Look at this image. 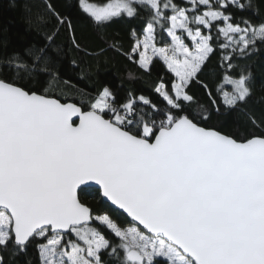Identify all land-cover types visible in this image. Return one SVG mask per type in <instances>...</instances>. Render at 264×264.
<instances>
[{"label": "snow or ice", "instance_id": "1", "mask_svg": "<svg viewBox=\"0 0 264 264\" xmlns=\"http://www.w3.org/2000/svg\"><path fill=\"white\" fill-rule=\"evenodd\" d=\"M69 6L98 31L139 18L129 48L115 50L148 75L161 61L170 79L152 86L156 101L107 84L81 90L79 103L53 98L59 30L89 53L73 16L40 0L29 23L41 42L0 55V264H264V98L249 107L256 81L245 63L264 48L256 0ZM217 52L209 85L200 74ZM45 78L43 91L32 87ZM241 111L243 137L211 124Z\"/></svg>", "mask_w": 264, "mask_h": 264}, {"label": "trees", "instance_id": "2", "mask_svg": "<svg viewBox=\"0 0 264 264\" xmlns=\"http://www.w3.org/2000/svg\"><path fill=\"white\" fill-rule=\"evenodd\" d=\"M40 0H0V55L5 53L23 52L28 45L41 42L43 32L33 25H30V17L34 18L39 9ZM72 0H51L54 7L65 14L73 16L75 35L83 52H78L72 45L65 29L61 28L56 36V45L62 51L60 62L56 67L59 69L60 77L49 94L62 102L71 100L79 103L80 92H92L102 84L109 85L118 95L123 98L128 91H135L137 94H144L153 101L157 100L152 86L160 78L170 79L165 66L161 61L154 62L150 75L144 74L129 62L126 57L119 54L115 48L128 49L131 40L132 28L139 31L142 28V21L137 19H124L111 24L103 31H98L85 18H80L75 8L70 7ZM260 11L264 12V0H256ZM257 9H253L256 13ZM54 21H49L51 28ZM57 49L54 48L53 51ZM75 60L76 64L72 61ZM220 63L219 52L212 55L200 74V80L213 85V78ZM251 65L255 77V91L249 107H260L259 101L264 98V48L259 53L245 61ZM87 74V75H85ZM129 74L136 77L129 78ZM47 86L45 78L41 83L33 81L32 87L43 91ZM191 94L202 103H207V95L200 84L193 82ZM211 124L224 133L232 134L237 138L247 135L250 131L244 111L232 113L228 116L213 117ZM88 203L93 207L98 202L88 198ZM120 221L124 224L125 217L121 216ZM127 226V225H125Z\"/></svg>", "mask_w": 264, "mask_h": 264}, {"label": "rangeland", "instance_id": "3", "mask_svg": "<svg viewBox=\"0 0 264 264\" xmlns=\"http://www.w3.org/2000/svg\"><path fill=\"white\" fill-rule=\"evenodd\" d=\"M190 43V42H189Z\"/></svg>", "mask_w": 264, "mask_h": 264}, {"label": "water", "instance_id": "4", "mask_svg": "<svg viewBox=\"0 0 264 264\" xmlns=\"http://www.w3.org/2000/svg\"><path fill=\"white\" fill-rule=\"evenodd\" d=\"M54 98V97H53Z\"/></svg>", "mask_w": 264, "mask_h": 264}]
</instances>
